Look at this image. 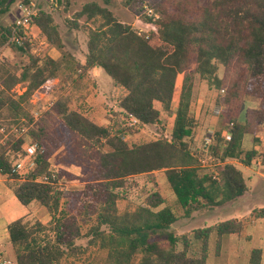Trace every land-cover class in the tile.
I'll use <instances>...</instances> for the list:
<instances>
[{"label":"trees","instance_id":"16d2710c","mask_svg":"<svg viewBox=\"0 0 264 264\" xmlns=\"http://www.w3.org/2000/svg\"><path fill=\"white\" fill-rule=\"evenodd\" d=\"M14 1L0 0V18ZM142 1L125 4L152 25L150 31L120 21L95 2L84 6L89 18H102L88 27L84 62L66 49L52 14L42 6L32 24L60 52L58 58H39L30 40L14 31L15 23L0 24V46L9 43L24 58L16 71L0 73V128L28 126L24 136L4 141L0 132V174L22 204L35 201L51 216L47 223L21 217L8 225L16 264H57L83 254L88 249L76 243L83 237L88 247L103 252L96 257L98 264H208L213 233L219 253L225 235H239L245 228V219L229 218L196 228L192 235L176 234L172 225L178 216L155 171L164 172L175 204L191 216L245 194L247 178L235 161L250 166L260 159L264 165V152L243 148L246 134L260 143L257 129L264 124V0ZM145 4L159 14L157 19L143 12ZM219 64L225 66L221 76ZM95 67L125 91L118 101L122 116L112 125L98 124L73 109L70 96L60 92L44 114L33 117L30 97L47 78L58 77L59 88L67 83L79 88ZM197 74L217 89L221 111L212 143L194 151ZM19 83L24 84L22 93L13 91ZM248 99L256 105L242 118ZM163 112L172 118L165 135L133 144L123 137L133 127L125 126V119L153 125ZM25 143H37L38 148L32 168L20 175L12 169L25 158ZM206 154L215 164L204 171L201 159ZM45 176L48 182L39 180ZM62 178L82 186L69 189ZM119 201L126 202L122 211ZM257 217L264 219V208ZM194 240L201 242L198 255L191 254ZM261 259L262 248H253L250 263L260 264Z\"/></svg>","mask_w":264,"mask_h":264},{"label":"rangeland","instance_id":"374dc122","mask_svg":"<svg viewBox=\"0 0 264 264\" xmlns=\"http://www.w3.org/2000/svg\"><path fill=\"white\" fill-rule=\"evenodd\" d=\"M125 1L39 0V6H42L44 10L52 14L63 37L66 49L72 52L81 62H84L88 51V27H93L102 20L98 16L89 18L87 13H83L82 10L87 3L95 2L108 8L117 19L129 23L137 29L144 31L152 30V25L146 24L139 15L125 4ZM151 1L153 0H143L142 4L145 2L150 3ZM21 3H24L23 0H15L10 10L0 18V24H14L22 13ZM31 32L36 37V41H34L31 47L33 54L41 59L45 57L58 58L60 56V52L46 42L45 37L40 33L38 27L32 26ZM22 60L24 58L20 55V52L9 43L0 46V73H3L6 69L10 72L16 71ZM224 68L225 66L223 64H219L218 75H223ZM59 84L60 79L50 96L39 100L36 107L39 105L45 107L40 111L38 118L46 112L49 103L56 100L57 93L59 92L70 96L71 107L73 109L89 115V118L91 117L98 124L112 125L118 119V116H122L118 101L125 94V91L121 87L114 86L106 73L101 72L95 75L94 72L90 73V76L83 81V85L79 88L72 86L70 83L64 84L59 88ZM13 91L22 93L24 91V84H17ZM217 93L216 88L209 87L207 81L197 74L194 80V98L192 104L193 114H198L199 116L197 128H195L193 138L191 139V146L194 151L202 148L206 149L205 137L210 132L214 133L217 128L218 116H215L213 113ZM31 98L32 95L30 97V109L32 112L35 103L33 104L31 102ZM253 104L250 99L244 102L241 111L242 117L245 116L246 108ZM158 106L160 107V105ZM171 123V116L163 112L161 121L158 124L132 125V132L123 134V137L130 144L154 140L161 135H165ZM5 126L7 127V125ZM125 126H130L129 118L125 119ZM12 135L19 137L14 133H10L4 135L1 141H4L8 136ZM26 141L28 140L26 139ZM237 165L240 169H243L245 177L247 178L249 185L248 191L238 199L220 206L195 211L191 216H185L183 210L175 204V194L171 190L164 172L162 170L155 171V176L162 194L166 197L169 204L172 205L178 216L177 221L172 225V229L176 234L192 235L196 228L213 226L229 218L245 219V228L241 234L224 236L219 253L215 250V233L211 235L208 264H251V251L257 247L262 248L260 264H264V219L257 217V212L261 208H264V166L256 162L249 168H246L240 163ZM213 166H205L203 169L204 171L210 170L209 168ZM52 168L53 170H57L58 166L52 164ZM70 170L78 172V168L76 167H72ZM60 182H63V184L66 183L65 186L69 189H76L82 186L78 182L67 178L60 179ZM125 205V201H119L121 211L125 208ZM34 218L32 217V219ZM86 228L87 226L84 227V231H86ZM76 243L83 245L88 250L78 256L67 257L57 264H98L96 257L104 255L96 247H88V239L86 237L76 240ZM200 245V241H193L191 247L192 255H198L200 253Z\"/></svg>","mask_w":264,"mask_h":264},{"label":"built area","instance_id":"2783aa9c","mask_svg":"<svg viewBox=\"0 0 264 264\" xmlns=\"http://www.w3.org/2000/svg\"><path fill=\"white\" fill-rule=\"evenodd\" d=\"M21 7V15L16 19L15 21V27L14 31H21L23 38H26L30 40L32 44H34V41H36V37L31 32V27L34 26L32 24L33 18L37 15L38 9H39V0H28V2H24L20 4ZM147 16L153 19H157L159 17V14L148 4L144 5V11ZM59 78L58 77H52L48 78L44 81V83L37 88L34 93L32 94L31 102L34 104V107L32 109V115L34 118H37L40 111L44 109L45 106L38 105L39 100L43 99L44 97H49L50 94L54 91L55 86L58 83ZM54 102V101H53ZM53 102L49 103V107L52 106ZM47 107V109L49 108ZM221 111V106L215 105L213 109V113L215 116H218ZM129 124L137 125L138 120L130 117L129 118ZM28 126H26L23 123L15 124L11 127L3 126L0 128V132L4 135L14 133L17 136H24L27 132ZM213 132H210L205 137V146H208L212 143V134ZM24 150L26 151V155L24 159L18 160L14 167L13 172H16L20 175H25L33 166L34 162L32 159V156L36 149L38 148L37 143H25L24 144ZM201 162L204 166H211L215 164V159L212 155H206V157L201 159ZM52 177H54V173L51 174ZM39 180L43 182L49 181V176H45L43 178H39ZM0 264H15L12 260L8 258H4L0 260Z\"/></svg>","mask_w":264,"mask_h":264},{"label":"crops","instance_id":"0c3cea01","mask_svg":"<svg viewBox=\"0 0 264 264\" xmlns=\"http://www.w3.org/2000/svg\"><path fill=\"white\" fill-rule=\"evenodd\" d=\"M92 72H94V75L99 74L101 72L105 73L103 71V69L100 67H95L94 69H92L89 72V76H90V73H92ZM111 82H112V80H111ZM252 102L254 104L249 105V106L256 105V102L254 100H252ZM247 108H246V110H247ZM84 115L89 117V115H87V114H84ZM194 116H195L196 121L198 123V119H199L198 114H195ZM242 118H244V117H242ZM257 136L260 139V143L254 144L253 136L251 134H246L244 137L243 148L248 150V149H251L253 147H256L260 152H264V124L263 123H260L258 126ZM255 162L261 163L263 165V163L260 159H255L250 166H252L253 163H255ZM235 163L239 164L238 161H235ZM240 164H242V163H240ZM244 166L246 168L250 167V166H246V165H244ZM242 171H243V169H242ZM243 173H244V171H243ZM247 183H248V181H247ZM248 189H249V185H248ZM21 217H26V218L35 217V218L40 219L44 223H47L51 218V216L49 215L46 208L39 205L35 201L31 202L28 205L22 204L17 199V197L14 195L12 189L9 188L7 186V184L5 183V176L0 174V260L4 259V258H8L16 264L14 251H13V248H12V245L10 242V238H9L8 225L12 221H14L18 218H21Z\"/></svg>","mask_w":264,"mask_h":264}]
</instances>
